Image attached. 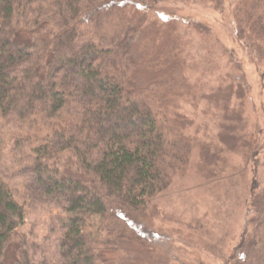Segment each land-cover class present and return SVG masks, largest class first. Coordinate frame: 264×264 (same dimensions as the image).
Masks as SVG:
<instances>
[{
  "label": "trees",
  "instance_id": "1",
  "mask_svg": "<svg viewBox=\"0 0 264 264\" xmlns=\"http://www.w3.org/2000/svg\"><path fill=\"white\" fill-rule=\"evenodd\" d=\"M45 1L0 0V112L41 114L53 131L35 147L32 170L46 200L71 214L58 243L62 264H142L151 256L127 227L145 231L130 215L170 186L191 153L187 121L166 101L190 93L181 43L169 20L146 24L138 13L103 30L100 12L128 0H60L59 24L22 22ZM246 2L247 23L264 38V0ZM86 16L93 24H82ZM254 208L263 232L243 238L235 264H264V191ZM115 209L127 224L113 236L85 231L87 218ZM24 217L0 180V264H36L26 249L12 251ZM118 249L140 258H108Z\"/></svg>",
  "mask_w": 264,
  "mask_h": 264
},
{
  "label": "rangeland",
  "instance_id": "2",
  "mask_svg": "<svg viewBox=\"0 0 264 264\" xmlns=\"http://www.w3.org/2000/svg\"><path fill=\"white\" fill-rule=\"evenodd\" d=\"M59 1L38 2L22 22L52 28L62 19ZM127 2L104 8L99 24L113 31L123 13L145 16L146 24L171 22L190 93L166 101L186 119L191 139L189 161L170 186L130 215L145 234L127 231L151 256L142 264H235L243 238L263 232L254 205L264 191V38L247 23L246 0ZM82 24L93 22L86 16ZM52 134L41 114L0 112V180L25 211L11 247L26 249L36 264H62L58 243L71 216L46 200L32 170L35 147ZM116 213L87 218L85 231L113 236L127 224ZM107 256L140 258L123 250Z\"/></svg>",
  "mask_w": 264,
  "mask_h": 264
}]
</instances>
